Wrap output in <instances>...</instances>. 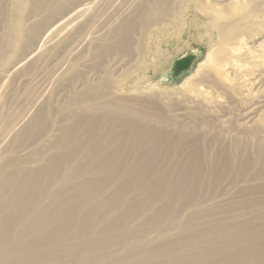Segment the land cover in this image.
<instances>
[{"label": "bare ground", "instance_id": "6f19581e", "mask_svg": "<svg viewBox=\"0 0 264 264\" xmlns=\"http://www.w3.org/2000/svg\"><path fill=\"white\" fill-rule=\"evenodd\" d=\"M172 2L0 0L8 30L0 38V264H264V222L255 221L264 198L245 204L262 212H247L253 219L243 225L216 216L237 205L183 215L204 210L201 196L219 186L246 182L237 192L264 194V141L221 149L226 136L214 130L235 104L244 120L237 132H264V0L205 8L227 47L224 64L192 96L202 116L192 125L163 132L149 121H167L152 117L117 134L83 117L59 128L51 122L67 86L98 59L113 62ZM84 91L98 100L102 89ZM108 104L81 93L71 110ZM205 217L214 218L210 227Z\"/></svg>", "mask_w": 264, "mask_h": 264}, {"label": "rangeland", "instance_id": "374dc122", "mask_svg": "<svg viewBox=\"0 0 264 264\" xmlns=\"http://www.w3.org/2000/svg\"><path fill=\"white\" fill-rule=\"evenodd\" d=\"M214 4L217 5L211 0H207L205 3H201V0H173L169 7L164 6L163 9L153 15L150 28L147 30L142 29L144 33L139 36L138 41L134 44L130 43V46L117 49L114 55V63L109 62L110 57L98 59L95 66L88 67L82 73V77H78L70 87L65 88L63 97L55 102L57 105L54 107L56 114L51 119L54 127L59 128L65 120L67 125H73L75 121L82 117L91 119V123L113 126L117 134L123 133L127 125L140 123L152 117L167 121V123L149 121L153 125L159 126L163 132L175 133L180 124L181 126L192 125L193 121L199 118L201 112L196 108L197 106L192 104V96L209 85L210 79L212 80V76H214L217 69L224 64L225 59V53L221 54V52L227 46L222 44L217 29L206 15L205 8L212 7ZM5 14L4 5L0 3V38L8 35L7 26L2 23ZM170 17H173L171 18L173 23L167 21ZM89 87L102 89V92L98 94V100H93V96L84 91ZM109 92L112 93L109 94ZM81 93L85 94V97H88L91 102L100 101L107 104L113 102L114 104L102 105L100 109L86 111L84 115L74 114L71 110L72 104L79 99ZM263 94L264 91L260 93V96L263 97L262 104L264 106ZM205 96L211 98L212 94H205ZM217 96L224 99V102L227 101L225 97H222L221 92ZM226 105L225 117H228V119L225 117L220 118L224 123L221 122L220 125H216L214 128L215 131H221L222 136L223 134L226 136L223 138L224 140L222 139L224 142L219 143V148L222 149L223 146L226 149L225 147L228 145L230 147L233 141H237L240 144H248V148L254 150L256 144L264 141V132L258 135L260 138L250 135L252 129L237 132L236 130H239L238 124L244 121L242 119L243 114L238 115L239 112L235 104L233 106ZM111 115L117 121L114 124H111L109 118L112 117ZM91 123L80 126V129L72 137L80 131H89ZM224 128L232 134L226 130L227 133L223 130ZM71 132L72 129L69 130V133ZM244 132L252 138L246 136ZM239 133L240 135L237 136ZM241 133H243L242 137H246L242 138ZM237 137H240V139ZM225 139L230 142L228 143V140H226L228 143L226 144ZM235 143L233 142V144ZM73 149L74 147L71 150ZM161 152L163 153L164 149ZM245 183L242 182L239 185L244 186ZM239 187L225 189L223 185L224 189H221L219 186L218 189L201 196L204 210L194 212V210L187 209L183 215L199 216L203 212L237 205L231 211L225 210L216 216L227 218L226 222L233 221L243 225L248 220L253 219L252 215H246L247 212H262L259 206L251 208L245 206V204L263 199L264 194L237 192ZM161 206L162 203H157L154 208L158 209ZM256 216L258 217L255 218V221L258 223L264 222V213H258ZM148 219V216H143L141 221H148ZM202 221L204 222L202 225L204 228L205 225L210 227L214 218L205 217ZM151 237H154V234L149 236L150 239ZM136 243L134 241L131 245Z\"/></svg>", "mask_w": 264, "mask_h": 264}]
</instances>
